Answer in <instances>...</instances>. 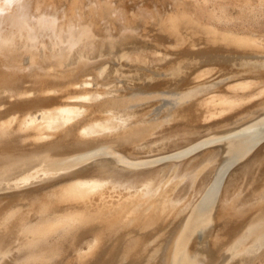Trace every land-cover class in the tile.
Here are the masks:
<instances>
[{
	"label": "bare ground",
	"instance_id": "1",
	"mask_svg": "<svg viewBox=\"0 0 264 264\" xmlns=\"http://www.w3.org/2000/svg\"><path fill=\"white\" fill-rule=\"evenodd\" d=\"M0 3V189L58 175L0 197V264H264V166L251 199L229 181L264 164V80L220 68L264 56V0Z\"/></svg>",
	"mask_w": 264,
	"mask_h": 264
},
{
	"label": "rangeland",
	"instance_id": "2",
	"mask_svg": "<svg viewBox=\"0 0 264 264\" xmlns=\"http://www.w3.org/2000/svg\"><path fill=\"white\" fill-rule=\"evenodd\" d=\"M12 7V6H11ZM11 7L8 6L7 4H1L0 3V17L1 16H7L8 14L11 13ZM262 27V26H261ZM256 28L258 31H260L261 33H264V25L262 28ZM254 28V30L257 32ZM263 31V32H262ZM259 32V33H260ZM139 33H137L136 35L138 36V38L142 41V39H145L144 36H139ZM250 61H245L243 62L245 65H241L240 62L241 61H235V62H231V61H226L224 62L223 66L221 65V72L224 73V77L227 76H240V75H245L248 74L249 72H253V76L258 78L259 80H264V56L262 55H258V57L255 58H250ZM238 62V64H237ZM7 68V66L5 65L3 60H0V71H3V69ZM8 73V72H7ZM22 74V72H18L16 74L17 77H20ZM6 78H13L14 76H5ZM3 78L1 77L0 80H2ZM264 106V104H263ZM231 119V118H230ZM257 120L254 119L253 122ZM220 123V122H218ZM186 127V126H185ZM246 127V126H245ZM182 125H175L172 130L174 131H178L181 132L183 129ZM240 127H236V130L240 129ZM244 128V127H242ZM235 129V128H234ZM207 132V128L204 127L202 128L201 131H198L196 133H187L186 135H183L179 138H177V145H180V147H178L177 149H183V148H187V149H195L196 151L189 154L188 156L184 157L181 159V164L180 167L184 168V167H189L191 165H197L199 163H201L209 154L211 153H215L218 151V148L216 146H213L216 141L217 138L216 137H209L206 138L201 146L196 145V143H194L195 141L201 139L203 137V135H205V133ZM69 134V133H68ZM71 134V135H70ZM70 137L69 140L68 138H64L63 143L62 140H57L54 143L56 144L55 147L56 148H67L69 146H73L78 144V142L80 140H73L72 136V131L70 133ZM161 135V134H160ZM69 141V142H68ZM60 142V143H59ZM62 143V144H61ZM65 143V144H64ZM198 146V147H196ZM264 146V143L262 145L259 146V148H262ZM196 147V148H195ZM174 148L173 147H168L164 150L168 151V150H172ZM258 148V149H259ZM23 149H29V147H24ZM258 151V150H257ZM257 151L255 153H257ZM158 153V152H157ZM254 153V154H255ZM151 154H155V152L150 153ZM253 154V155H254ZM149 155V154H147ZM168 161L169 160H165V161H161L160 162V166H167L168 165ZM86 163H90V160H88ZM101 164V163H100ZM264 164L261 166V168L258 169V171L256 170V164L254 162V158H246L245 160H243L241 163H239L237 165V167L235 168V170L233 171V177L231 178L230 181V185H232L230 193L234 194L237 193L238 191L241 192V197L242 198H247V199H251L253 197L252 192H251V183H256V182H260L261 181V175L260 172L261 169H263ZM111 168V167H110ZM212 168V166H209L207 168V172L206 175L210 172L209 170ZM113 171H120V169L118 168H112ZM143 169L142 168H137V169H133V168H129L123 171H120L124 174V176L126 177H136L140 174L143 173ZM202 176H205L204 173ZM201 176V178H202ZM58 178L57 174H47V175H42L39 177H36L30 181H28L25 184H21L15 187H11V188H1L0 189V197L3 198L4 203H9L10 201H12L16 195L23 191V190H32V189H37V188H42L44 186L50 185L51 183H53L54 181H56ZM201 178L199 179L198 183H200ZM229 183V182H228ZM147 210V209H146ZM153 215L155 216L153 218ZM145 219H146V224L149 226V223L153 222H159L161 221V218L159 217V215L154 214L152 211H147L146 215H145ZM153 227H157V226H153ZM147 228V227H146ZM212 230L216 231L219 230V227L216 226L215 228H213ZM159 253H161L159 251ZM264 255V254H263ZM4 264H9L8 262L4 263ZM254 264H259V261H256Z\"/></svg>",
	"mask_w": 264,
	"mask_h": 264
}]
</instances>
